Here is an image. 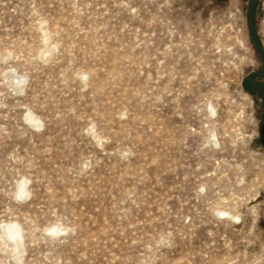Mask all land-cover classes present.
<instances>
[{
	"label": "rangeland",
	"instance_id": "rangeland-1",
	"mask_svg": "<svg viewBox=\"0 0 264 264\" xmlns=\"http://www.w3.org/2000/svg\"><path fill=\"white\" fill-rule=\"evenodd\" d=\"M248 3L0 0V264H264Z\"/></svg>",
	"mask_w": 264,
	"mask_h": 264
},
{
	"label": "water",
	"instance_id": "water-1",
	"mask_svg": "<svg viewBox=\"0 0 264 264\" xmlns=\"http://www.w3.org/2000/svg\"><path fill=\"white\" fill-rule=\"evenodd\" d=\"M216 1H226V0H216ZM256 0H249L248 3V27L249 32L251 35V38L253 40V43L258 51V53L262 56L264 60V48L261 44V42L258 39L257 32L255 30V23H254V6H255ZM264 77V70L260 72H252L250 73L246 80H245V89L248 92H252L254 90H259L261 95V103L264 108V85L258 81H256L257 78H263ZM263 123H264V114L262 116Z\"/></svg>",
	"mask_w": 264,
	"mask_h": 264
},
{
	"label": "bare ground",
	"instance_id": "bare-ground-1",
	"mask_svg": "<svg viewBox=\"0 0 264 264\" xmlns=\"http://www.w3.org/2000/svg\"><path fill=\"white\" fill-rule=\"evenodd\" d=\"M7 235L10 237V239L15 240V242L16 239H19V231L15 226L9 229Z\"/></svg>",
	"mask_w": 264,
	"mask_h": 264
}]
</instances>
